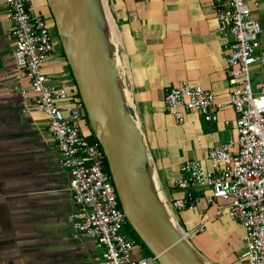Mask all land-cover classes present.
Segmentation results:
<instances>
[{"label":"crops","instance_id":"obj_1","mask_svg":"<svg viewBox=\"0 0 264 264\" xmlns=\"http://www.w3.org/2000/svg\"><path fill=\"white\" fill-rule=\"evenodd\" d=\"M258 1L253 15L262 25L264 49V0ZM211 2L108 0L129 63L142 129L167 200L184 194L174 186L182 163L195 159L209 167L208 147L237 137V113L230 104L213 122L190 111L178 123L164 109L165 92L183 83L201 85L219 100H229L225 39L216 29ZM29 5L31 13L54 26L48 0H29ZM12 28L0 0V264H106L101 250L77 236L73 228L74 205L67 190L70 175L59 162L46 115L34 107L30 80L15 63ZM55 40L43 69L76 84L60 40ZM259 78H264V70ZM209 190L194 188L197 206L173 209V213L185 230H196L191 241L213 263L243 264L244 230L236 221L223 214L198 228L207 214L223 204L207 203L204 197ZM144 250L136 245L133 256L152 257Z\"/></svg>","mask_w":264,"mask_h":264},{"label":"built area","instance_id":"obj_2","mask_svg":"<svg viewBox=\"0 0 264 264\" xmlns=\"http://www.w3.org/2000/svg\"><path fill=\"white\" fill-rule=\"evenodd\" d=\"M4 6L16 39L15 63L30 80L34 107L46 115L59 162L70 175L67 190L74 205L71 218L76 235L91 240L106 264H155L154 256H133L138 242L124 232L127 218L112 177L104 169L102 146L82 129L86 111L77 86L43 69V61L54 49L48 22L31 13L29 0H4ZM211 6L216 29L225 39L229 100H219L201 85L183 83L165 92L164 109L178 123L190 111L213 122L230 104L237 113V137L208 147L209 167L195 159L182 163L174 186L184 194L167 202L172 211L194 208L199 197L193 189L209 188L204 197L207 203L223 204L207 214L198 228L203 229L212 218L228 215L244 230L242 263L264 264V78L254 86L251 78L253 65L264 66L262 25L253 15L259 1L212 0ZM195 232L186 230L189 238Z\"/></svg>","mask_w":264,"mask_h":264},{"label":"water","instance_id":"obj_3","mask_svg":"<svg viewBox=\"0 0 264 264\" xmlns=\"http://www.w3.org/2000/svg\"><path fill=\"white\" fill-rule=\"evenodd\" d=\"M48 4L127 221L158 264H214L194 246L160 187L135 101L133 107L128 101L104 1Z\"/></svg>","mask_w":264,"mask_h":264},{"label":"bare ground","instance_id":"obj_4","mask_svg":"<svg viewBox=\"0 0 264 264\" xmlns=\"http://www.w3.org/2000/svg\"><path fill=\"white\" fill-rule=\"evenodd\" d=\"M103 1H104V4H105V9H106V12H107V15H108V19H109V23H110V27H111L112 40L117 45L118 49L121 50V54L117 56L118 63H119L122 79H123V81L125 83L129 104L133 107L134 98H133L132 89H131V86H130L131 85V77H130L131 74H130L129 63H128V60H127V56H126L125 52L122 49L121 37H120L119 29L117 28L116 22L113 19L112 13L109 10V7H108V5L106 3V0H103Z\"/></svg>","mask_w":264,"mask_h":264},{"label":"rangeland","instance_id":"obj_5","mask_svg":"<svg viewBox=\"0 0 264 264\" xmlns=\"http://www.w3.org/2000/svg\"><path fill=\"white\" fill-rule=\"evenodd\" d=\"M51 19L50 20H52L53 18H52V16L50 17ZM44 19L46 20V18L44 17ZM47 21V20H46ZM117 25V24H116ZM118 28V27H117ZM51 31H52V34H53V36H54V41H53V44L54 45H56L55 44V38H58L57 36H58V34H57V31H56V29L54 28V27H51ZM263 70H264V66H259V65H257V64H255V65H253L252 66V69H251V78H252V81H253V86L255 85V83L257 82V81H259V80H261V78H259V79H257V76H260V75H262L263 74ZM168 115H169V113H168ZM170 116L171 117H173L171 114H170ZM84 123H85V125H84ZM83 130L85 131V132H87L88 131V133L91 131V128H90V125H89V120H87V118L86 117H84V122H83ZM92 132V131H91ZM153 156V155H152ZM153 160H154V163H155V159H154V157H153ZM155 168H156V164H155ZM156 171H157V168H156ZM158 174V173H157ZM179 175V174H178ZM158 177V176H157ZM158 179V178H157ZM112 184L114 185V183L112 182ZM124 232H125V234L127 235V236H132V230H131V228L128 226V225H126L125 226V230H124ZM137 247H139L140 249H142L143 248V246L141 245V243H138L137 244ZM145 249V247L143 248V250ZM146 253H148V254H150L149 253V251H147L146 249L144 250ZM208 258V257H207ZM209 259V258H208ZM210 261H211V259H209ZM212 262V261H211ZM214 264H216V263H214ZM220 264V263H219Z\"/></svg>","mask_w":264,"mask_h":264},{"label":"trees","instance_id":"obj_6","mask_svg":"<svg viewBox=\"0 0 264 264\" xmlns=\"http://www.w3.org/2000/svg\"><path fill=\"white\" fill-rule=\"evenodd\" d=\"M54 28H55V24H54V26H53ZM51 28V27H50ZM56 29V28H55ZM58 37V36H57ZM63 49V48H62ZM63 54H64V51H63ZM64 56H65V54H64ZM76 85V84H75ZM77 86V85H76ZM77 88V87H76ZM77 90V95L78 96H80L79 95V91H78V88L76 89ZM86 118H87V120H88V117H87V115L85 116ZM92 131V130H91ZM89 132L88 133V137H89V139L90 140H92V141H98V139H97V137H96V135L93 133V132ZM103 166H104V169L111 175V173H110V170H109V165H108V162H107V160H106V157H105V159H104V164H103ZM127 225L131 228V230H132V237H134L136 240H137V242L138 243H141V245L143 246V248L145 247V249L147 250V251H149V253H150V255H152L153 256V254L150 252V250L146 247V245L141 241V239H140V237L137 235V233L134 231V229L132 228V226L130 225V223L127 221Z\"/></svg>","mask_w":264,"mask_h":264}]
</instances>
